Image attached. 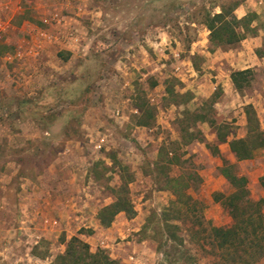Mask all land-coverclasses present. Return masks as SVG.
<instances>
[{"label": "rangeland", "instance_id": "374dc122", "mask_svg": "<svg viewBox=\"0 0 264 264\" xmlns=\"http://www.w3.org/2000/svg\"><path fill=\"white\" fill-rule=\"evenodd\" d=\"M251 1L0 0V207L19 209L7 223L22 224L32 193L38 213L32 229L0 240V264H57L72 236L119 264H232L209 231L233 223L223 201L238 184L218 158L233 157L227 144L216 154L201 118L220 115L244 133L234 122L260 71L241 76L240 96L213 51L251 53L264 8L236 43L211 40L206 21ZM219 84L226 97L212 110ZM235 170L248 196L264 199V147ZM117 197L135 214L105 226L101 211ZM249 264H264V253Z\"/></svg>", "mask_w": 264, "mask_h": 264}, {"label": "trees", "instance_id": "16d2710c", "mask_svg": "<svg viewBox=\"0 0 264 264\" xmlns=\"http://www.w3.org/2000/svg\"><path fill=\"white\" fill-rule=\"evenodd\" d=\"M225 11L223 9V11L215 13L213 17L206 21V25L211 30V40L218 38L228 43H236L245 37L246 30H250L253 16L246 15L238 18L233 11ZM228 15H232V18H227ZM237 27H241L243 32H238ZM253 30L255 31V28ZM251 71L252 69L250 68L233 71V82L238 89L243 90L244 88L242 80L244 78L241 76ZM246 112L249 121L252 122L253 132L246 138L232 140L230 144L232 151L240 158L250 157L253 148L264 145V133L259 128V124H257L255 111L251 104L246 106ZM205 116L203 115L201 119L208 117ZM218 137L224 140L226 135L221 133ZM218 151L219 149L216 147L215 152ZM221 171L231 184H238L235 191L225 196L226 200L228 198L229 201H223L224 207L229 209L233 223L230 226L211 225L210 236L214 241L213 244L222 248L223 253H227L233 259L232 261L227 259L229 261L227 263L232 262L234 264L238 261H243V259L245 264L253 263L264 253V213L262 212L264 199L252 200L248 196L247 177L245 175H238L229 167H223ZM119 211H125L130 216L135 214V209L129 200L125 197H117L115 202L102 209V224L105 226L110 225L112 218ZM57 264H119V262L101 250L91 251L88 242L72 236L67 242L66 251L57 256Z\"/></svg>", "mask_w": 264, "mask_h": 264}, {"label": "crops", "instance_id": "0c3cea01", "mask_svg": "<svg viewBox=\"0 0 264 264\" xmlns=\"http://www.w3.org/2000/svg\"><path fill=\"white\" fill-rule=\"evenodd\" d=\"M251 4H252V8H250L251 10L247 11L246 8L249 7L248 4L241 3V5L236 10L237 12H240V14H238V15L235 14V15L238 18L245 17L246 15H250V16L254 17L255 15H257V13L263 12L264 0H259V1L252 0ZM243 39H241V40H243ZM251 41L255 42V46H253L251 48V53H249V51L246 50L245 46L236 48L235 51H231L230 49H228V50L222 49V48H217V49H215V51H213L217 56L224 57L227 60V62L229 63L230 68H233L234 71L235 70H243V69H247V68L255 69L258 72L260 71L256 75L259 77V79H261L260 81H257V84L255 85L254 92L249 96V101H247L246 104L244 105L243 109H241V110H243L242 115H240L241 119L234 122L237 125L238 124H245V126L243 127L244 128L243 134L237 135L236 129H233V131H232L229 128V123L226 120H221L222 117L220 115L218 117H216L214 113H212V115H210V113L209 114L207 113L208 117L201 121V122H208V124L211 126V132L215 133L216 138L218 139L217 147H218L219 151L216 154L220 155V146L223 144H225V145L227 144L229 147V150L231 152V156L233 157L230 160H227L225 158H221L220 157L221 155L218 157L221 161V164L219 166L220 167L219 173L221 175H223V173L221 171V168H223V167L231 168V170L238 175H245V174H241L240 172L236 171L235 168L238 167L239 163L247 162L248 160H251L253 158L255 152L257 150H259L260 148L264 147V145H263V146H257V147L252 149V146L250 145V148L252 149V155L250 157L240 158L235 154L234 151H232L231 146H230L232 140L240 139V138H246L251 132H253L252 122L249 121L248 115L246 112V106L248 104H251L253 107V110L255 111V117L257 120V124H259V128L264 129V44L262 42V41H264V37L262 36V34L257 33V31H256V32H254L253 36L251 37ZM260 45H262V46H260ZM258 46H260V47H258ZM34 50L35 49H33V51ZM189 51H190L191 55L199 53V50H195V49H190ZM201 51L202 52H206V51L212 52L211 49H205L204 50L202 48H201ZM177 54L180 55L178 53V51H177ZM192 60H193V58H191L189 61L184 62V63L191 66L193 69L194 68V62ZM177 66L179 68H181L180 65H177ZM260 66L262 67L261 69H260ZM226 85H229V84L226 83ZM232 85L234 86V90L237 92V94L241 96V94L243 93V90L238 89L236 87L235 83L233 82V80H232ZM249 86H252V82H251V85H249ZM218 87L216 89L217 92L214 91L213 94L210 96L212 99L211 104L213 105L212 110H214V104L216 102L218 103V101L220 99H222V97H226V90L227 89L226 88L224 89L223 86H221L220 84ZM209 99L210 98H208V100ZM221 133H224L226 135L224 140H221L218 137V135ZM245 176L247 177V175H245ZM223 177H225V176L223 175ZM4 197H2V199H4ZM28 199L29 200L27 201L28 203L25 204V208H23L20 205L21 211L24 213L22 215L20 214V216L25 219V220H23V219L21 220L22 224H19V222H18V224L15 223L14 225H11V223L10 224L7 223L8 217H12L11 213H13L12 215H15V217H17V215L19 214V209L16 208L15 210H13L12 207L7 208L3 205L0 207V234L2 232L6 233V234L0 235V238H1L0 240H2V238H4L5 236L9 235V237H10L9 241H11L12 236L16 235L15 233L19 232L22 227H25L27 230L32 229V227H30V226H32V222L34 221L33 219H34L35 215H37L38 213L35 212L33 209L35 199H34L32 193L29 194ZM2 201H4V200H2ZM10 234H12V235L10 236Z\"/></svg>", "mask_w": 264, "mask_h": 264}]
</instances>
